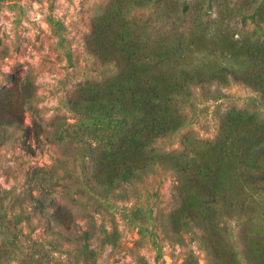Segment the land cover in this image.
Returning <instances> with one entry per match:
<instances>
[{
	"label": "rangeland",
	"instance_id": "1",
	"mask_svg": "<svg viewBox=\"0 0 264 264\" xmlns=\"http://www.w3.org/2000/svg\"><path fill=\"white\" fill-rule=\"evenodd\" d=\"M123 1L119 12L122 7V13L129 11L131 17L156 19L154 0L148 8L139 4L143 0ZM172 1L191 6L176 26L184 32L187 61L199 75L215 69L219 59L254 54L252 44L264 41V0ZM113 2L0 0V103L8 96V107L17 110L19 91L15 81L20 78H31L36 92L35 107L24 114L28 131L12 127L0 137V201L8 206L11 218L18 215L22 219L24 232L46 241L55 237L52 231L56 228L45 224L42 211L52 209L53 199L69 206L75 215L72 231L81 240L79 246L74 240L64 241L55 252L66 264H141V257L145 264H184L190 251L200 264H207L206 251L196 239L198 228H182L184 211L179 194L184 199L186 192L176 173L158 167L141 180L122 185L110 199L97 200L81 192L88 162L67 157L66 147L56 139L57 126L65 120H76L67 97L84 80L106 79L114 70L112 64L94 56L87 45L97 21L112 9ZM162 9L173 11L167 1ZM165 37L176 41L172 35ZM201 53L211 57L202 69L197 63ZM194 91L196 100L185 108L187 125L173 136L158 139V149H181L184 134L215 139L223 118L235 108L251 107L264 119L257 90L231 75L222 84H205L194 87ZM217 91L222 93L220 97L214 96ZM222 176L234 191L245 192L234 161H225ZM38 199L44 203L41 205ZM251 211L255 220L246 229L250 241L264 237V204L255 205ZM228 226L236 236L238 219H230ZM177 234L182 235L184 243ZM0 241L7 243L1 234ZM84 246L92 251L91 261H83L80 255ZM221 250L226 253L224 247ZM6 264L18 262L11 259Z\"/></svg>",
	"mask_w": 264,
	"mask_h": 264
},
{
	"label": "trees",
	"instance_id": "2",
	"mask_svg": "<svg viewBox=\"0 0 264 264\" xmlns=\"http://www.w3.org/2000/svg\"><path fill=\"white\" fill-rule=\"evenodd\" d=\"M166 1L173 7L172 12L162 9ZM122 2L114 0L112 9L97 21L87 41L92 54L112 64L114 70L106 79L84 80L67 97L76 120H65L54 131L66 147L67 157L88 162L81 192L108 200L122 185L141 180L158 167L171 170L186 192L184 199L179 194L184 211L182 228H198L196 239L206 251L207 264H264V237L250 241L246 231L255 220L252 207L264 204L261 115L252 112L251 107L235 108L225 115L219 135L213 140L184 134L179 150L164 151L155 146L158 139L173 136L187 125L185 108L196 100L194 87L222 84L231 75L254 87L264 105V41L252 44L254 54L219 59L215 69L199 75L187 61L184 32L176 26L190 12V4L154 0L156 19L152 20L144 15L131 17L129 11L122 13V7L119 12ZM149 2L139 4L148 8ZM168 31L170 34H166ZM165 34L176 41H168ZM207 57L210 55H198L201 69ZM15 87L19 91L17 110L8 107V96L0 103V137L12 127L28 131L24 114L35 107L34 81L20 78ZM217 92L214 96L220 97L222 93ZM227 160L234 161L240 170L246 188L243 194L234 191L222 176ZM50 204L52 209L42 211V220L56 230L52 231L55 237L46 241L24 232L22 219L18 215L11 218L8 206L3 199L0 201V234L7 241H0V264L11 259L18 264H66L55 252L64 241L74 240L79 246L81 237L72 231L75 215L70 207L54 199ZM233 218L238 219L236 236L228 226ZM177 236L185 242L181 234ZM91 252L89 247H82L83 261H91ZM140 262L145 264L142 257ZM184 264L200 263L190 251Z\"/></svg>",
	"mask_w": 264,
	"mask_h": 264
}]
</instances>
